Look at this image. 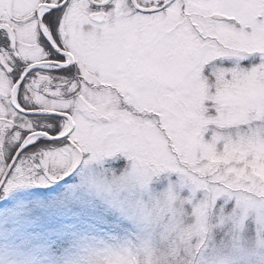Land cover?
Masks as SVG:
<instances>
[{
	"label": "snow or ice",
	"instance_id": "6c2138e0",
	"mask_svg": "<svg viewBox=\"0 0 264 264\" xmlns=\"http://www.w3.org/2000/svg\"><path fill=\"white\" fill-rule=\"evenodd\" d=\"M101 145L205 192L264 166V0H0V264H116L68 170Z\"/></svg>",
	"mask_w": 264,
	"mask_h": 264
},
{
	"label": "rangeland",
	"instance_id": "374dc122",
	"mask_svg": "<svg viewBox=\"0 0 264 264\" xmlns=\"http://www.w3.org/2000/svg\"><path fill=\"white\" fill-rule=\"evenodd\" d=\"M77 165L87 168L73 181L78 193L129 238L116 264H264V166L205 192L111 146L68 170ZM225 197L240 210L226 208Z\"/></svg>",
	"mask_w": 264,
	"mask_h": 264
},
{
	"label": "trees",
	"instance_id": "16d2710c",
	"mask_svg": "<svg viewBox=\"0 0 264 264\" xmlns=\"http://www.w3.org/2000/svg\"><path fill=\"white\" fill-rule=\"evenodd\" d=\"M262 235H263V237H264V233H263Z\"/></svg>",
	"mask_w": 264,
	"mask_h": 264
}]
</instances>
